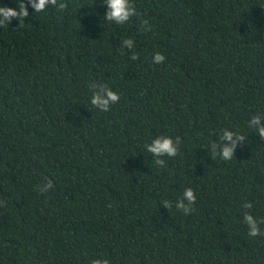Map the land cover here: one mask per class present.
I'll return each mask as SVG.
<instances>
[{
  "label": "trees",
  "instance_id": "trees-1",
  "mask_svg": "<svg viewBox=\"0 0 264 264\" xmlns=\"http://www.w3.org/2000/svg\"><path fill=\"white\" fill-rule=\"evenodd\" d=\"M21 3L0 24V264H264L244 219L264 233V0H129L124 24L106 0L0 7ZM160 136L180 137L164 167Z\"/></svg>",
  "mask_w": 264,
  "mask_h": 264
},
{
  "label": "clouds",
  "instance_id": "clouds-1",
  "mask_svg": "<svg viewBox=\"0 0 264 264\" xmlns=\"http://www.w3.org/2000/svg\"><path fill=\"white\" fill-rule=\"evenodd\" d=\"M29 2L34 11L42 12L45 10L48 4H56L57 0H29ZM106 4L108 7V11L105 14L106 19L109 21H115L117 24L126 23L129 18L135 14V9L130 6L129 0H106ZM59 7L63 9L66 7V5L61 3ZM28 15V6L24 3H21L19 5V10L13 7H0V24L5 23V21H11L16 17L24 18ZM125 44L131 47L133 41L131 39H127L125 40ZM132 59H136V56L133 55ZM153 60L155 63L160 64L165 60V56L162 53L157 52L153 57ZM119 99L120 96L116 91L110 88L106 89L101 86L100 92L92 96L91 103L92 105L97 106L102 112H107L109 110V106L117 103ZM259 122L260 117L254 116L253 120L250 121V124H258ZM259 133L260 136L264 138V127L259 128ZM224 138H226L230 143L223 146L222 158L224 160H230L234 155L236 143L239 140H243L244 136L241 134H237L234 138L233 132L225 131ZM179 139L180 137H176L175 139H173L171 136H160L155 138L152 143L146 145V148L149 153L153 154L157 158L154 162L158 166L164 167L166 162L164 159H161V157H175L178 151L177 143L179 142ZM212 147L215 149L217 145L213 144ZM48 187H53L51 181H49ZM183 197L184 199L177 203L176 207L178 209H182L185 214L190 213L192 209L189 206L195 203L197 199L196 194L194 190L189 187L185 189ZM185 201L187 203H185ZM163 203L166 204L168 208L171 207L169 201L165 200L163 201ZM244 207L250 208L252 207V203L249 201L244 205ZM244 219L249 225L250 230L248 232V235L250 237L264 235V233H261L260 228L257 225V221L251 214L246 213ZM92 264H110V262L107 259H95L92 261Z\"/></svg>",
  "mask_w": 264,
  "mask_h": 264
}]
</instances>
